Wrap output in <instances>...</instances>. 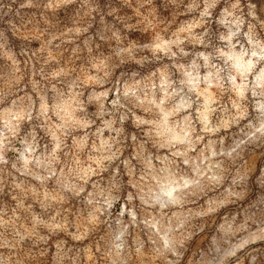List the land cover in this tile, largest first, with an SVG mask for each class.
<instances>
[{
  "label": "rangeland",
  "instance_id": "obj_1",
  "mask_svg": "<svg viewBox=\"0 0 264 264\" xmlns=\"http://www.w3.org/2000/svg\"><path fill=\"white\" fill-rule=\"evenodd\" d=\"M0 264H264V0H0Z\"/></svg>",
  "mask_w": 264,
  "mask_h": 264
},
{
  "label": "bare ground",
  "instance_id": "obj_2",
  "mask_svg": "<svg viewBox=\"0 0 264 264\" xmlns=\"http://www.w3.org/2000/svg\"><path fill=\"white\" fill-rule=\"evenodd\" d=\"M243 65H245V64H243Z\"/></svg>",
  "mask_w": 264,
  "mask_h": 264
}]
</instances>
